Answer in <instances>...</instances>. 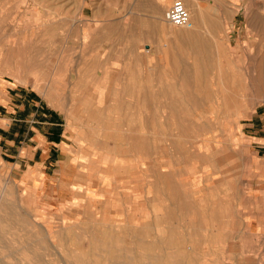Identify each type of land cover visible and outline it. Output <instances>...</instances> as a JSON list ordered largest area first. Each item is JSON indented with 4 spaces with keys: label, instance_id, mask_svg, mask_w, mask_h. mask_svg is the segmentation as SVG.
I'll list each match as a JSON object with an SVG mask.
<instances>
[{
    "label": "rangeland",
    "instance_id": "1",
    "mask_svg": "<svg viewBox=\"0 0 264 264\" xmlns=\"http://www.w3.org/2000/svg\"><path fill=\"white\" fill-rule=\"evenodd\" d=\"M191 1L206 22L183 39L165 19L174 0H0V80L47 95L68 130L148 177L140 197H123L138 178H118L92 204L94 190L70 192L82 182L20 178L0 156L3 264H264V220L230 178L257 159L264 0Z\"/></svg>",
    "mask_w": 264,
    "mask_h": 264
},
{
    "label": "crops",
    "instance_id": "2",
    "mask_svg": "<svg viewBox=\"0 0 264 264\" xmlns=\"http://www.w3.org/2000/svg\"><path fill=\"white\" fill-rule=\"evenodd\" d=\"M106 13L109 16V10ZM48 101L47 95L45 99L40 92L29 86L0 80V156L6 162L12 161L10 164L16 167L19 177L32 179L34 182L39 178H46L49 184L51 180L58 178L62 184L70 186L80 181V189L73 187L70 192L75 194L94 190L96 198L91 199L92 204L99 202L102 195L110 198L116 189L114 181L118 178H138V184L133 186L131 192L124 193L123 197L131 200L137 195L142 196L147 187H142L139 182L148 178L146 172L142 170L136 176L130 174L123 162L126 158L115 154L113 144L83 138L84 133L80 130H68L64 114L50 106ZM252 120L253 123L249 126L253 129V156L257 158L252 161L253 174L244 175L237 170L241 169L242 164L239 156L237 166L233 169L234 175L230 178L242 185L243 195L250 196L252 204H256V214L264 220V210L258 211V201L264 200V110L254 113ZM145 162V159L140 158L134 165H145ZM154 178H160L159 173ZM202 178L228 177H222L220 173L203 175ZM92 180L97 182L96 189L85 184ZM70 192L66 197L70 196ZM85 195L88 197L87 193ZM129 217L130 214H125L126 219H130Z\"/></svg>",
    "mask_w": 264,
    "mask_h": 264
},
{
    "label": "bare ground",
    "instance_id": "3",
    "mask_svg": "<svg viewBox=\"0 0 264 264\" xmlns=\"http://www.w3.org/2000/svg\"><path fill=\"white\" fill-rule=\"evenodd\" d=\"M185 5H186V8L188 9V11H189V13H190V16H191V18H192V20H194L195 21V23H196V27L193 29V28H191V29H184V28H181V29H178L177 31L182 35L181 36V38H183V39H188V38H193V36L194 37H199L198 35H197V32L198 33H200V30L199 31H197L196 30V28L197 27H200L201 26V24H203L204 22H200V21H202V20H205V15H203L202 13L204 12V9H202L201 7H200V5H196V4H193L192 3V1L191 0H185ZM152 17V16H151ZM161 17V16H160ZM158 19V18H157ZM81 21V20H80ZM139 22V21H138ZM143 22V21H142ZM166 22V21H165ZM142 24V23H141ZM170 24V23H169ZM202 28L204 27V26H201ZM172 28V27H171ZM140 29V28H139ZM170 30H172V29H170ZM170 32V31H169ZM202 32H203V30H202ZM207 32H209L208 30H207ZM170 35V34H169ZM174 35V34H173ZM173 37V36H172ZM202 44V43H201ZM130 50V49H129ZM151 53V52H150ZM264 55V54H263ZM261 59V58H260ZM19 60V59H18ZM258 68V67H257ZM260 70H261V68H260ZM259 70V71H260ZM258 71V72H259ZM120 73V72H119ZM21 82H26V79L25 78H22V77H20V76H18L17 77ZM117 78V77H116ZM249 78H250V81H251V83L253 84L254 82H255V79H258V81H259V83H263V79H264V77L262 76V74H259V76L257 75V77L253 74V75H249ZM141 121H142V119H141ZM143 124V123H142ZM152 134V133H151ZM144 135V134H143ZM153 136V135H152ZM163 137V136H162ZM164 141V140H163ZM156 142V141H155ZM159 143V142H158ZM164 197V196H163ZM227 216V215H226ZM1 223H2V220H1V217H0V227L2 226L1 225ZM161 224V223H160ZM162 225V224H161ZM161 228V227H160ZM176 229V228H175ZM107 231V230H106ZM175 231H177V230H175ZM180 232H181V230H179ZM178 231V232H179ZM207 231V230H206ZM109 233V232H108ZM177 233V232H176ZM182 233V232H181ZM121 234V233H120ZM68 235V234H67ZM177 235L179 236L180 235V233L178 234L177 233ZM182 235V234H181ZM119 236V235H118ZM121 236V235H120ZM181 237V236H180ZM179 238V237H178ZM183 238V237H182ZM139 239H141V238H139ZM150 240V239H149ZM74 241V240H73ZM87 242V241H86ZM72 244V243H71ZM147 244V243H146ZM72 245H74V244H72ZM77 247V246H76ZM130 246H128V248H129ZM147 247V246H146ZM187 247V246H186ZM76 249V248H75ZM77 250V249H76ZM77 251H79V250H77ZM79 253V252H78ZM129 253H130V251H129ZM83 259V258H82ZM84 260H87L88 261V258L87 259H85L84 258ZM69 261V260H68ZM128 263L127 264H129V263H131L130 262V259H129V257H128ZM161 264H164V260H160L159 261ZM0 264H3V261L0 259ZM65 264V263H64Z\"/></svg>",
    "mask_w": 264,
    "mask_h": 264
},
{
    "label": "built area",
    "instance_id": "4",
    "mask_svg": "<svg viewBox=\"0 0 264 264\" xmlns=\"http://www.w3.org/2000/svg\"><path fill=\"white\" fill-rule=\"evenodd\" d=\"M165 19L175 27L187 29L194 27V22L192 21L190 13L183 0H174L165 13Z\"/></svg>",
    "mask_w": 264,
    "mask_h": 264
}]
</instances>
